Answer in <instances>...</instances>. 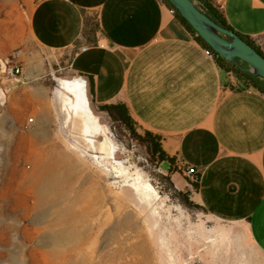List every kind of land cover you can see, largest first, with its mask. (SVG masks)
Masks as SVG:
<instances>
[{
  "label": "crops",
  "instance_id": "1",
  "mask_svg": "<svg viewBox=\"0 0 264 264\" xmlns=\"http://www.w3.org/2000/svg\"><path fill=\"white\" fill-rule=\"evenodd\" d=\"M210 1L264 53V0ZM28 20L39 51L12 104H29L37 128L63 130L48 83L85 76L98 113L126 105L175 158L176 187L200 207L177 216L175 240L202 264H263L264 94L240 88L164 0H40Z\"/></svg>",
  "mask_w": 264,
  "mask_h": 264
},
{
  "label": "rangeland",
  "instance_id": "2",
  "mask_svg": "<svg viewBox=\"0 0 264 264\" xmlns=\"http://www.w3.org/2000/svg\"><path fill=\"white\" fill-rule=\"evenodd\" d=\"M39 1L0 0V264H202L184 247L188 241L175 240V219L194 209L173 180L176 160L162 162L137 139L149 131L135 121L134 133L96 112L120 144L117 159L140 175L141 192L113 185V174L122 171L112 161H104L110 170L99 167L64 128H37L29 104H12L22 76L13 78L8 68L23 72L30 53L39 51L28 20ZM57 79L48 85L57 88ZM46 162L52 163L48 174ZM71 225L70 243L53 249L52 230ZM255 259L264 264L258 254Z\"/></svg>",
  "mask_w": 264,
  "mask_h": 264
},
{
  "label": "water",
  "instance_id": "3",
  "mask_svg": "<svg viewBox=\"0 0 264 264\" xmlns=\"http://www.w3.org/2000/svg\"><path fill=\"white\" fill-rule=\"evenodd\" d=\"M169 1L218 55L228 62L237 64L238 61H242L248 65L247 70L251 74L264 80V56L240 35L212 20L194 0ZM89 85V80L85 76H65L57 79L56 101L63 128L73 140L87 148L99 167L109 170L104 161L110 160L124 174L132 175L131 178L134 179L136 172L131 171L123 161L117 159L120 144L102 122V117L96 113ZM105 142L111 145L110 156L100 152L99 145ZM128 181L129 179L113 174L111 183L121 185Z\"/></svg>",
  "mask_w": 264,
  "mask_h": 264
},
{
  "label": "trees",
  "instance_id": "4",
  "mask_svg": "<svg viewBox=\"0 0 264 264\" xmlns=\"http://www.w3.org/2000/svg\"><path fill=\"white\" fill-rule=\"evenodd\" d=\"M197 3V6L212 20H214L219 25L223 26L226 29L233 30L238 35H240L248 44L253 46L258 52H260L263 56L264 53L261 51L259 47H257L256 43L249 36H245L237 32L228 22L225 14L210 0H194ZM167 4L174 11L176 16V20L180 22L196 39L198 43H200L205 49H209L215 53L216 61L220 68L227 73L233 75L238 83L239 87L242 89H255L260 93L264 94V80L259 76H254L247 69H249L248 65L243 63L242 61H238V63H232L226 61L220 55H218L204 40L199 36V34L193 29V27L182 17L180 12L171 4L169 0H166ZM65 77V75H63ZM95 109V108H94ZM101 111L107 114L110 119L119 126H125L129 130L135 133L134 124H136L135 120L131 116L128 108L124 104L118 105H106L101 107ZM97 112V111H96ZM98 113V112H97ZM137 139L142 142V144L146 145L152 152V154L162 162H169L173 164L175 162V158L170 157L162 146L161 137L151 133L146 132L145 136H137ZM180 194H182L180 192ZM184 201L183 203L186 207L190 209H199L200 207L194 204L189 197V194H183Z\"/></svg>",
  "mask_w": 264,
  "mask_h": 264
},
{
  "label": "bare ground",
  "instance_id": "5",
  "mask_svg": "<svg viewBox=\"0 0 264 264\" xmlns=\"http://www.w3.org/2000/svg\"><path fill=\"white\" fill-rule=\"evenodd\" d=\"M99 149H100L101 154H104V155H107V156L111 155V151H112L111 145H109L107 142L100 144L99 145ZM58 166H59V170L61 171V173L65 174L66 173L65 168L68 169V167L65 165L64 161H62ZM51 167H52V163L46 162L45 170H46L47 174L49 173V170L51 169ZM107 168H109V167H107ZM118 176L122 177L123 179H129V181L126 182L125 184H132L133 186H135V187L138 186L140 188L141 182H140V175L139 174L135 173L134 179L131 178L132 175H127V174H124L123 172H121ZM44 180H43V182H44ZM43 182H42V184H43ZM140 190H141V188H140ZM145 190H146V194L147 195L149 194L148 192H153L152 189H151V186H149V185L145 186ZM45 192H46V188L43 187V189L41 190V192L39 194H43ZM141 192H142V190H141ZM148 196H150V194ZM42 198H43V196L41 197V199ZM59 217H61V216H59ZM66 220H67V218H66ZM73 228H72V225H71L68 229L52 230V234L53 235L51 237V240H52L51 243H52L53 249H61L67 243H70L71 235L73 233V230H72Z\"/></svg>",
  "mask_w": 264,
  "mask_h": 264
},
{
  "label": "built area",
  "instance_id": "6",
  "mask_svg": "<svg viewBox=\"0 0 264 264\" xmlns=\"http://www.w3.org/2000/svg\"><path fill=\"white\" fill-rule=\"evenodd\" d=\"M164 1H166V0H164ZM173 13H174V11H173ZM205 53L207 56L214 58L216 60V56H215V53L213 51L206 49ZM8 74L10 76H12L13 78L17 79L18 77H21L23 75V72H22V69L20 67L11 66L8 68ZM30 122L32 123L33 119H31ZM197 173L198 172H197L196 168L189 167L186 169V174L189 177H194L195 175H197Z\"/></svg>",
  "mask_w": 264,
  "mask_h": 264
}]
</instances>
